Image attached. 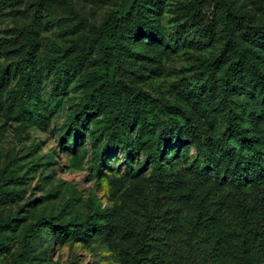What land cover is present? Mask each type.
Here are the masks:
<instances>
[{
  "label": "trees",
  "instance_id": "obj_1",
  "mask_svg": "<svg viewBox=\"0 0 264 264\" xmlns=\"http://www.w3.org/2000/svg\"><path fill=\"white\" fill-rule=\"evenodd\" d=\"M52 1L61 0L35 1L29 25L0 42L3 54L17 56L12 105L19 126L44 122L36 105L42 72L36 63L37 45L32 35L40 26L43 8ZM156 10V0H132L126 11L110 13L95 29L107 46L106 67L86 98V106L72 118L73 126L83 129L95 114L93 104L109 102L111 116L104 126L107 142L128 153H143L149 174L140 175L141 169H136L130 177L114 178L111 185L117 189L128 180L134 183L117 195V204L110 212H96L97 222L85 221L68 229L50 219L40 223V230L117 248L119 264H264V111L246 104L238 118L231 108L232 103L242 108L238 104L241 94L264 93V71L257 62L264 52V21L251 23L231 11L227 0H194L180 9V17L209 40L217 29L216 11L224 12V44L217 59L219 66L225 67L223 74L207 88L184 87L193 109L189 112L150 99L127 84L126 73L107 71L111 59L130 39L158 48L153 40L158 33ZM74 61H66L61 68H74ZM47 66L54 65L48 61ZM7 81L2 75L0 90ZM218 105L228 107L226 133L212 139L210 130L216 122L212 111ZM64 138L75 143L71 133ZM177 143H188L201 155L205 169L176 168L183 156ZM168 159L172 160L169 166ZM72 166L78 168L77 159ZM17 168L16 162L10 161L0 171L1 199H13V192L6 187L18 179ZM11 224V219L0 224V254L9 251Z\"/></svg>",
  "mask_w": 264,
  "mask_h": 264
},
{
  "label": "rangeland",
  "instance_id": "obj_2",
  "mask_svg": "<svg viewBox=\"0 0 264 264\" xmlns=\"http://www.w3.org/2000/svg\"><path fill=\"white\" fill-rule=\"evenodd\" d=\"M35 1L0 0V42L13 38L15 31L29 25ZM193 1L156 0L158 33L153 40L158 48L130 39L107 65L108 73L124 72L127 84L150 99L192 112L184 87L207 88L219 81L225 68L217 63L224 44V12L216 11L217 29L209 40L188 19L180 17V9ZM227 1L231 11L251 23L264 21V0ZM131 2L61 0L45 5L40 26L32 35L37 45L36 63L42 72L36 99L39 113L44 116L42 124L19 126L12 105L17 89V56L5 55L0 49V78L4 74L8 78L0 90V171L10 161L18 167V179L6 187L13 192V199H1L0 194V224L5 219L12 220V230L7 233L10 248L0 254V264H119L117 248L98 241L86 244L80 238L55 236L41 231L40 223L52 219L68 229L85 221L95 223L96 212H110L117 204V195L134 183L128 180L117 189L111 185L114 178L130 177L136 169H141L140 175L144 176L150 172L143 153H128L107 142L104 126L111 116L109 102L93 104L95 114L83 129L74 127L72 120L74 113L86 106V98L106 67L107 46L95 29L110 13L126 11ZM78 54L80 57H76ZM74 58V68H61ZM48 61L54 65L52 68H48ZM257 62L264 71V52ZM263 98L264 93L259 90L253 96L241 94L238 104L242 108H236L234 103L231 108L238 118L246 104L264 111ZM227 111L223 105L213 109L216 122L210 130L212 139L225 135ZM242 125L248 127L243 122ZM68 133L74 137L73 145L64 138ZM255 135L260 136L258 132ZM176 146L183 154L176 168L205 169L202 156L188 143ZM75 159L78 168L72 166ZM171 163L168 159V166Z\"/></svg>",
  "mask_w": 264,
  "mask_h": 264
}]
</instances>
